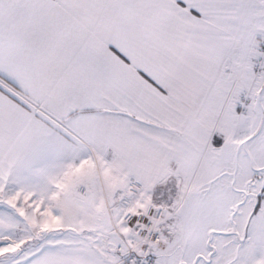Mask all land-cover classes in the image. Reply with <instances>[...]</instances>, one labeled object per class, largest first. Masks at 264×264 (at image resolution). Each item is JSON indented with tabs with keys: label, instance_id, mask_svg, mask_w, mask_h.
<instances>
[{
	"label": "snow or ice",
	"instance_id": "obj_1",
	"mask_svg": "<svg viewBox=\"0 0 264 264\" xmlns=\"http://www.w3.org/2000/svg\"><path fill=\"white\" fill-rule=\"evenodd\" d=\"M0 264H264V0H0Z\"/></svg>",
	"mask_w": 264,
	"mask_h": 264
}]
</instances>
